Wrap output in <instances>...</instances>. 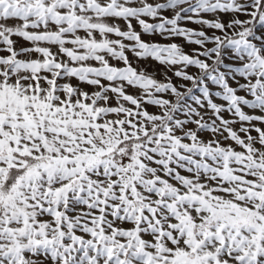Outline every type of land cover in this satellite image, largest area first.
Wrapping results in <instances>:
<instances>
[{
	"label": "snow or ice",
	"instance_id": "obj_1",
	"mask_svg": "<svg viewBox=\"0 0 264 264\" xmlns=\"http://www.w3.org/2000/svg\"><path fill=\"white\" fill-rule=\"evenodd\" d=\"M0 264H264V0H0Z\"/></svg>",
	"mask_w": 264,
	"mask_h": 264
},
{
	"label": "rangeland",
	"instance_id": "obj_2",
	"mask_svg": "<svg viewBox=\"0 0 264 264\" xmlns=\"http://www.w3.org/2000/svg\"><path fill=\"white\" fill-rule=\"evenodd\" d=\"M193 27H195V25H192Z\"/></svg>",
	"mask_w": 264,
	"mask_h": 264
}]
</instances>
